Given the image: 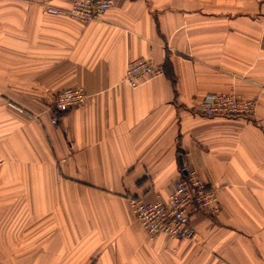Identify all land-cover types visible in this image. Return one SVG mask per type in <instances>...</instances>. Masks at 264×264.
I'll return each instance as SVG.
<instances>
[{
  "label": "crops",
  "instance_id": "0c3cea01",
  "mask_svg": "<svg viewBox=\"0 0 264 264\" xmlns=\"http://www.w3.org/2000/svg\"><path fill=\"white\" fill-rule=\"evenodd\" d=\"M71 2L0 0V264H264V0H114L87 23ZM141 57L164 71L131 88ZM66 88L89 97L54 123ZM226 92L253 117L196 112ZM182 166L220 211L149 237L128 199H166Z\"/></svg>",
  "mask_w": 264,
  "mask_h": 264
},
{
  "label": "built area",
  "instance_id": "2783aa9c",
  "mask_svg": "<svg viewBox=\"0 0 264 264\" xmlns=\"http://www.w3.org/2000/svg\"><path fill=\"white\" fill-rule=\"evenodd\" d=\"M114 0H72L64 12L83 23L94 21L113 5ZM49 12H58L48 7ZM163 73V68L150 58L141 57L126 63L123 81L135 88ZM82 88H66L59 91L52 102V121L57 123L67 111L83 105L88 99ZM196 112L206 117L227 116L251 118L256 112L255 99L243 100L232 92L207 93L196 104ZM136 220L149 237L165 235L178 240H192L195 231L191 218L196 214L215 217L220 211L217 189L204 182L194 170L180 168L166 199L145 202L141 198L128 199Z\"/></svg>",
  "mask_w": 264,
  "mask_h": 264
},
{
  "label": "trees",
  "instance_id": "16d2710c",
  "mask_svg": "<svg viewBox=\"0 0 264 264\" xmlns=\"http://www.w3.org/2000/svg\"><path fill=\"white\" fill-rule=\"evenodd\" d=\"M164 71V70H163Z\"/></svg>",
  "mask_w": 264,
  "mask_h": 264
}]
</instances>
